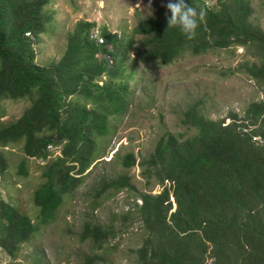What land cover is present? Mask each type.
I'll return each instance as SVG.
<instances>
[{"label": "trees", "instance_id": "trees-1", "mask_svg": "<svg viewBox=\"0 0 264 264\" xmlns=\"http://www.w3.org/2000/svg\"><path fill=\"white\" fill-rule=\"evenodd\" d=\"M187 2L205 12L192 39L169 28L167 0L152 17L138 18L130 36L104 29L103 45L91 38L96 24L81 21L68 35L61 60L41 66L36 45L49 28L51 0H0V102L31 101L17 121L0 123V177L9 168L1 149L10 145L22 144L21 175L28 176L29 159L45 163L43 183L34 192L35 220L0 199V248L12 260L54 219L100 158V140L128 109L139 64L169 65L188 53L242 47L256 61L239 69L264 96V29L252 21V1ZM229 118V124L211 120L195 104L182 120L195 134L166 132L148 158L138 161L134 153L121 158L125 170L141 167L144 178L164 187L158 195L141 193L136 205L145 229L137 264H207L209 258L213 264H264V97L243 118L233 113ZM49 146L60 147L61 156L49 159ZM124 190L137 191L128 173L104 182L97 196ZM115 236L113 226L92 221L81 233L97 248Z\"/></svg>", "mask_w": 264, "mask_h": 264}, {"label": "rangeland", "instance_id": "rangeland-1", "mask_svg": "<svg viewBox=\"0 0 264 264\" xmlns=\"http://www.w3.org/2000/svg\"><path fill=\"white\" fill-rule=\"evenodd\" d=\"M166 1L51 0L46 7L50 25L36 45L37 63L47 66L59 62L65 54L68 35L81 21L96 24L93 34L101 35L108 29L112 34L130 36L138 18L152 17L156 6ZM251 1L252 21L264 29V0ZM134 54L132 51L130 59H134ZM255 61L246 49L236 47L213 50L202 56L188 53L169 65L139 64L135 68V78L130 82L128 109L124 115L113 119L109 135L100 140V158L84 182L66 196L54 219L41 228L38 236L23 246L17 260H12L0 248V264H35L39 261L42 264H88V257L95 259L98 256L101 260H97V264H137L135 251L143 244L145 229L135 212L136 205L141 204V193L158 195L164 187L154 179L144 178L141 167L125 170L121 158L129 153H134L138 161L148 158L166 132L185 137L195 134L194 129L182 123L184 113L195 104L211 120L225 119L229 124L231 113L243 118L247 107L264 97L261 86L239 69L241 64ZM30 105L29 99L1 101L0 123L17 121ZM54 148L57 149H48L49 159L61 156L60 147ZM1 150L9 168L0 177V199L35 220L38 209L34 192L43 183L45 163L41 159H29L26 164L29 174L24 176L19 173L24 159L22 144ZM127 173L132 176L137 191L124 190L113 195L107 192L97 196L104 182ZM88 221L113 226L117 236L103 248L83 241L81 233ZM213 262L209 258L207 264Z\"/></svg>", "mask_w": 264, "mask_h": 264}, {"label": "clouds", "instance_id": "clouds-1", "mask_svg": "<svg viewBox=\"0 0 264 264\" xmlns=\"http://www.w3.org/2000/svg\"><path fill=\"white\" fill-rule=\"evenodd\" d=\"M166 7L170 13L167 17L169 28L178 27L186 38L192 39L204 19L205 12L198 11L187 0H168Z\"/></svg>", "mask_w": 264, "mask_h": 264}, {"label": "built area", "instance_id": "built-area-1", "mask_svg": "<svg viewBox=\"0 0 264 264\" xmlns=\"http://www.w3.org/2000/svg\"><path fill=\"white\" fill-rule=\"evenodd\" d=\"M91 38L93 40H95L97 42V44H102L103 45L105 43V40H104L103 36L98 34V33H94V34L92 33ZM32 39H33V37H32ZM106 56H105L106 60L109 63H112V59L109 56H107V57ZM255 140H260V139L259 138H255ZM54 149H57V148H54V146H49V150H54Z\"/></svg>", "mask_w": 264, "mask_h": 264}]
</instances>
